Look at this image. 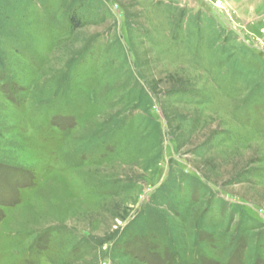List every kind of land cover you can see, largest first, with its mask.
I'll return each instance as SVG.
<instances>
[{"label": "rangeland", "instance_id": "rangeland-1", "mask_svg": "<svg viewBox=\"0 0 264 264\" xmlns=\"http://www.w3.org/2000/svg\"><path fill=\"white\" fill-rule=\"evenodd\" d=\"M220 1L0 0V264H264V0Z\"/></svg>", "mask_w": 264, "mask_h": 264}, {"label": "built area", "instance_id": "built-area-1", "mask_svg": "<svg viewBox=\"0 0 264 264\" xmlns=\"http://www.w3.org/2000/svg\"><path fill=\"white\" fill-rule=\"evenodd\" d=\"M209 1H212L215 4V6H217V7H221L222 6V3H221L220 0H209Z\"/></svg>", "mask_w": 264, "mask_h": 264}, {"label": "trees", "instance_id": "trees-1", "mask_svg": "<svg viewBox=\"0 0 264 264\" xmlns=\"http://www.w3.org/2000/svg\"><path fill=\"white\" fill-rule=\"evenodd\" d=\"M77 28H79V26H81L80 24H76ZM1 66V65H0Z\"/></svg>", "mask_w": 264, "mask_h": 264}]
</instances>
